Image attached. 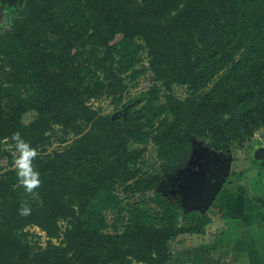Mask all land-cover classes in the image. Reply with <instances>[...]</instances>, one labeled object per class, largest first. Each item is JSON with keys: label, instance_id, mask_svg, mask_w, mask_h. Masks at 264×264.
I'll list each match as a JSON object with an SVG mask.
<instances>
[{"label": "trees", "instance_id": "obj_1", "mask_svg": "<svg viewBox=\"0 0 264 264\" xmlns=\"http://www.w3.org/2000/svg\"><path fill=\"white\" fill-rule=\"evenodd\" d=\"M19 1L4 7L10 29L0 33V156L19 132L38 152L41 183L34 198L15 186L16 171L0 175V264H174L172 240L205 234L208 214L182 216L155 194L160 211L137 207L107 232L104 211L121 203L117 185L131 197L155 191L190 158L194 137L226 152L264 129V0ZM142 50L159 83L153 113L118 120L94 109L92 100L122 96ZM55 127L75 139L40 153ZM150 143L160 172L133 167ZM29 227L44 246L30 244Z\"/></svg>", "mask_w": 264, "mask_h": 264}, {"label": "rangeland", "instance_id": "obj_2", "mask_svg": "<svg viewBox=\"0 0 264 264\" xmlns=\"http://www.w3.org/2000/svg\"><path fill=\"white\" fill-rule=\"evenodd\" d=\"M23 1L20 0L18 5L20 6ZM6 5H8L6 11L10 6L16 7L7 0L0 1V33L2 34L10 29V16L12 15L5 11ZM8 14L10 16L5 18ZM121 39L122 35H118L114 42H119ZM123 79L127 88L122 96L104 95L92 100L90 104L98 112L111 116L113 119L124 120L135 117L143 120L144 110L148 109V113H153V110L147 108L146 105L152 94V88L159 84L150 69L149 55L146 50L141 51L140 61L136 68L123 75ZM173 92L180 99H184L188 94V89L183 86H174ZM163 103L164 99H161L158 106ZM164 117L165 115L156 120L155 126ZM34 118L35 114L29 113L25 115L23 121L28 124ZM74 139V135L68 136V134L63 133L60 127H55L49 132L45 145L40 148V153L47 154L63 150ZM2 144L4 153L0 156V175L16 171L14 164L16 150L7 141H3ZM130 148H142V146L132 144ZM261 148H264V129L257 132L253 139L243 147L235 144L226 152H216L208 147L207 140L194 137L191 157L176 170L166 174L163 182L155 191L148 192L146 195L131 197L124 191V186L117 185L115 187V192L120 197L121 203L116 208L104 211L106 231L113 232L122 229L127 223L130 213L137 207L154 208L156 211H160V208L152 203L151 198L155 194H161L166 200L178 204L182 216L189 212H197L201 215L208 214L211 218V222L205 227L204 235H190L191 237L183 235L172 240L174 264H186L185 261L188 258L192 256L193 259L194 257V253H191L193 248L198 247V245L202 246L203 242L217 240L219 234L224 235L228 223L238 219L242 220L244 214L252 213L255 209L264 211V150ZM156 155V148L150 143L146 146L144 156L133 167L140 168L146 173L160 172L161 164ZM216 158L222 160L225 165L218 168L219 170L222 169L220 177L214 174L215 181H221L225 178L220 192L206 212H203L205 202L194 208L187 206L190 203L193 204L192 198H199L197 193L194 194L195 197L193 196L195 189L193 179L207 173L204 170L207 167L199 165V162L206 163L208 160ZM229 163L230 169L227 167ZM201 166L205 168L201 169ZM6 177L12 179L7 175ZM208 177L211 178V176ZM213 179L211 178L212 183L215 182ZM19 184L18 179H16L15 186ZM210 188H208L209 191ZM209 191L206 193V197ZM180 222L185 224L182 218ZM62 226L63 228L67 227V223H62ZM27 232H29L28 240L33 247L38 248L46 244V235L39 228L29 227Z\"/></svg>", "mask_w": 264, "mask_h": 264}, {"label": "crops", "instance_id": "obj_3", "mask_svg": "<svg viewBox=\"0 0 264 264\" xmlns=\"http://www.w3.org/2000/svg\"><path fill=\"white\" fill-rule=\"evenodd\" d=\"M192 252L194 257L188 258L186 264H264V211L255 209L244 214L242 220L228 223L224 235L203 242Z\"/></svg>", "mask_w": 264, "mask_h": 264}, {"label": "clouds", "instance_id": "obj_4", "mask_svg": "<svg viewBox=\"0 0 264 264\" xmlns=\"http://www.w3.org/2000/svg\"><path fill=\"white\" fill-rule=\"evenodd\" d=\"M11 139L15 142L14 164L18 181L34 198L38 197L39 194L35 192V189L40 186V174L35 170L32 163L38 152L21 137L19 132L13 133ZM20 212L22 215H28L30 208L22 204Z\"/></svg>", "mask_w": 264, "mask_h": 264}, {"label": "water", "instance_id": "obj_5", "mask_svg": "<svg viewBox=\"0 0 264 264\" xmlns=\"http://www.w3.org/2000/svg\"><path fill=\"white\" fill-rule=\"evenodd\" d=\"M230 163L227 166L229 169H230ZM227 175H228V173H227ZM203 178L207 182V185L202 184V180L199 177H195L193 179L194 187H195V189L193 190V196L195 197L194 194L197 193L196 195H198L199 198H192V199L194 200L193 204H196V205H197L196 201H200V199H202L203 203L205 202L204 206H203L204 207L203 212H206L208 210V208L211 206V204L213 203V200L215 199V197L220 192V190L223 186V183L225 181V178H223L221 181H215L213 183L211 182L212 181L211 178L206 176V174L203 175ZM210 186H211V188H210ZM208 188H210V191L208 190ZM208 191H209V194H208L207 199H206L205 195Z\"/></svg>", "mask_w": 264, "mask_h": 264}, {"label": "flooded vegetation", "instance_id": "obj_6", "mask_svg": "<svg viewBox=\"0 0 264 264\" xmlns=\"http://www.w3.org/2000/svg\"><path fill=\"white\" fill-rule=\"evenodd\" d=\"M1 1V0H0ZM8 2H10V3H16L18 0H7ZM192 152H193V150H192ZM191 157V156H190ZM207 163V164H206ZM206 163H200L199 162V165H202V166H205V167H207V169H204L205 167H202L201 169H204L205 170V172H207L206 173V175H208V176H211V178L213 179V181H215V176H218V177H220V171L222 170V169H218L219 167H222V166H225L223 163V161L221 160L220 161V159H218L217 160V158L216 159H213V160H208ZM206 164V165H205ZM214 174H216L215 176H214ZM205 175V174H204ZM199 178H201V180H202V184H204V185H207V182L205 181V179L203 178V175H200V176H198ZM208 195V194H207ZM205 198H207V197H205ZM188 200V199H187ZM193 200V199H192ZM188 202H189V200H188ZM194 202V200L192 201V203ZM197 202V205L196 204H191L190 203V205H187V206H189V207H191V208H194L195 207V205L196 206H200V205H202L203 204V200L202 199H200V201H196ZM189 204V203H188Z\"/></svg>", "mask_w": 264, "mask_h": 264}]
</instances>
